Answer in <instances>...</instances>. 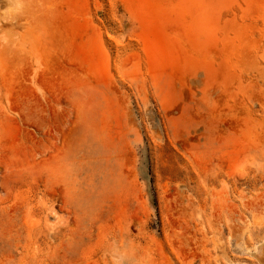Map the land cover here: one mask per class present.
Here are the masks:
<instances>
[{"label":"rangeland","instance_id":"rangeland-1","mask_svg":"<svg viewBox=\"0 0 264 264\" xmlns=\"http://www.w3.org/2000/svg\"><path fill=\"white\" fill-rule=\"evenodd\" d=\"M0 264H264V0H0Z\"/></svg>","mask_w":264,"mask_h":264}]
</instances>
